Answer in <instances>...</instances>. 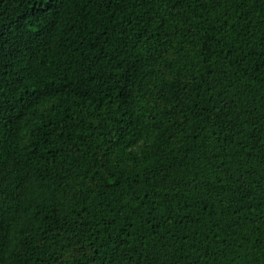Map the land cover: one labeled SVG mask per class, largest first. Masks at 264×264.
Returning a JSON list of instances; mask_svg holds the SVG:
<instances>
[{"label":"trees","instance_id":"obj_1","mask_svg":"<svg viewBox=\"0 0 264 264\" xmlns=\"http://www.w3.org/2000/svg\"><path fill=\"white\" fill-rule=\"evenodd\" d=\"M0 264H264V0H0Z\"/></svg>","mask_w":264,"mask_h":264}]
</instances>
